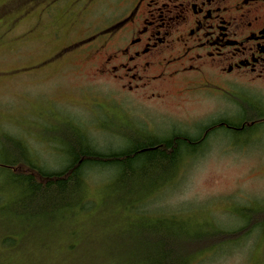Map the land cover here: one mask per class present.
<instances>
[{"label":"rangeland","instance_id":"374dc122","mask_svg":"<svg viewBox=\"0 0 264 264\" xmlns=\"http://www.w3.org/2000/svg\"><path fill=\"white\" fill-rule=\"evenodd\" d=\"M6 1L0 0V6ZM36 18L33 15L16 27L12 35L24 31ZM46 31L50 35L36 34L19 44H15L10 35L0 44V170L6 166L5 162L19 155L18 151L11 150L19 142L28 146L31 159L46 171L61 170L72 158L71 149L78 147L84 135L90 139L92 148L102 152L128 148L131 139L125 134L204 135V142L183 160L170 186L116 216L109 197L118 195L111 187L117 172L101 163L92 165L87 173L95 208L88 217L91 225L77 230L74 225L64 227L55 223L41 227L40 219H35L33 225L26 224L25 219L16 220L11 212H4L2 207L14 202L15 196L8 179L0 174V229L19 232V247H28L32 239L38 243L42 239L44 242L48 240V245H57L56 230L59 228L68 234L82 232L76 243L80 253L75 252L73 256L76 259L85 252L83 260L78 259V263L98 264L100 258L97 259L94 251L101 250L110 255V251H119L123 245L134 244L133 224L142 220L158 221L169 211L192 219L194 225L203 229L211 228L205 225L206 222L232 229L240 223L235 214L238 210L264 209V127L236 133L227 125L221 127L217 124L225 119L237 121L241 110L237 98L213 95L188 98L177 94L162 101H149L134 96L133 103L123 99L112 103L111 109L105 112L99 107L98 113L94 114L88 107L90 105L74 106L75 102L86 104L88 96L103 102L106 92L110 93L111 89L93 76L91 60L81 63L83 71L69 65L60 74L53 71L41 73L40 65L32 64L53 48L51 31ZM83 88L89 95H79ZM236 94L253 98L264 108V84H254L245 91L237 90ZM77 121L82 123L81 128L77 127ZM212 124L214 126L210 127ZM146 179L153 181V174ZM51 231L53 236L44 235ZM14 260L16 264H28L23 255ZM55 261L59 262L53 257L42 264ZM197 264H264V233L257 229L240 243L228 244L215 254L205 253Z\"/></svg>","mask_w":264,"mask_h":264},{"label":"flooded vegetation","instance_id":"af4514ba","mask_svg":"<svg viewBox=\"0 0 264 264\" xmlns=\"http://www.w3.org/2000/svg\"><path fill=\"white\" fill-rule=\"evenodd\" d=\"M33 15V24L12 35ZM47 29L53 48L32 64L60 74L69 65L83 71L91 60L93 76L111 89L108 100L88 96L74 106L90 105L94 114L123 99L133 103L134 96L213 95L251 105L254 99L237 90L264 84V0H8L0 6V44L10 35L15 44L50 35ZM79 95L89 93L83 88Z\"/></svg>","mask_w":264,"mask_h":264},{"label":"trees","instance_id":"16d2710c","mask_svg":"<svg viewBox=\"0 0 264 264\" xmlns=\"http://www.w3.org/2000/svg\"><path fill=\"white\" fill-rule=\"evenodd\" d=\"M240 109L237 121L225 119L217 124L221 127L227 125L236 133L264 127V110L260 104L241 103ZM125 136L131 139L128 148L102 152L92 148L90 139L84 135L78 147L71 149V160L61 170L53 171L36 166L28 146L19 142L11 149L18 151L19 155L5 162L6 166L0 170V174L8 179L10 190L15 196L14 202L8 207L3 206L2 210L11 212L16 220L25 219L26 224L33 225L35 219H40L42 225H37L41 227L55 223L64 227L74 225L75 230L80 229L91 225L88 217L95 208L90 197L87 173L92 165L101 163L117 172L111 187L118 195L109 197L116 216L132 210L134 204L170 186L183 160L195 153L197 146L204 142V135L162 137L150 133ZM150 173L153 174V181L146 179ZM168 175L170 178H166ZM134 178H138L137 181H132ZM235 214L240 223L232 229L221 228L212 221L211 225L205 223L211 228L203 229L194 225L192 219L182 218L178 212L169 211L158 221L142 220L133 224L134 244L123 245L119 251H110V255H105L101 250L94 253L97 259L100 258L98 264H197L199 257L205 253L215 254L228 244L240 243L257 229L264 233V209H241ZM56 231L59 237L57 245H48V240L44 242L42 239L38 243L32 239L28 247H19V232L0 229V264H16L14 258L22 255L28 264H42L53 257L59 262L52 264H91L86 261L78 263V259L83 260L85 252L82 257L76 256L75 259L73 256L75 252L78 255L80 253L76 243L82 232L68 234L60 228ZM47 234L53 236L52 231L44 233ZM60 245L65 250L58 248ZM64 251L67 252L63 254Z\"/></svg>","mask_w":264,"mask_h":264}]
</instances>
